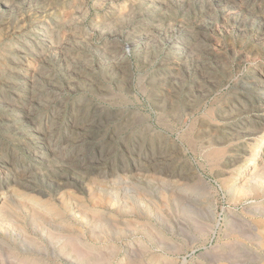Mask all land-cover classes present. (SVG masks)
<instances>
[{
    "label": "rangeland",
    "instance_id": "1",
    "mask_svg": "<svg viewBox=\"0 0 264 264\" xmlns=\"http://www.w3.org/2000/svg\"><path fill=\"white\" fill-rule=\"evenodd\" d=\"M0 47V264H264V0H0Z\"/></svg>",
    "mask_w": 264,
    "mask_h": 264
},
{
    "label": "bare ground",
    "instance_id": "2",
    "mask_svg": "<svg viewBox=\"0 0 264 264\" xmlns=\"http://www.w3.org/2000/svg\"><path fill=\"white\" fill-rule=\"evenodd\" d=\"M76 15H77V14H76ZM115 17H117V16H115ZM130 17H131V16H130ZM118 18H119V17H118ZM126 18H127V14H126ZM119 19H120V18H119ZM69 20H70V19H69ZM73 20H74V19H73ZM65 22H66V21H65ZM68 22H70V21H68ZM73 23H74V21H73ZM113 23H114V22H113ZM117 23H118V22H117ZM66 24H67V23H66ZM68 24H70V23H68ZM118 24H119V23H118ZM64 25H65V24H64ZM108 25L111 26V24H109V23H108ZM77 26H78V25H77ZM74 27H75V26H74ZM104 27H105V26H104ZM104 27H103V28H104ZM106 27H109V26H106ZM118 27H119V26H118ZM115 28H116V27H115ZM107 29H108V28H107ZM113 29H114V28H113ZM49 31H50V30H49ZM116 32H117V30H116ZM118 32H119V31H118ZM120 32H121V31H120ZM47 33H48V32H47ZM46 35H47V34H46ZM114 35H115V34H114ZM118 35L120 36V34H118ZM10 36H11V35H10ZM105 36H106V35H105ZM127 36H128V35H127ZM50 37H51V36H50ZM73 37H75V36H73ZM106 37H107V36H106ZM113 37H114V36H113ZM121 37H122V36H121ZM143 37H144V36H143ZM116 38H117V37H116ZM118 40H119V39H118ZM137 41H138V40H137ZM143 41H144V40H143ZM133 42H134V41H133ZM62 43H63V42H62ZM59 44H60V43H59ZM128 44H129V43H128ZM48 46H50V45H48ZM60 46H61V44H60ZM64 46H65V45H64ZM4 47H5V46H4ZM51 47H52V46H51ZM120 47H122V46L120 45ZM0 48H1V47H0ZM58 48H59V47H58ZM61 48H63V47H61ZM114 48H115V47H114ZM5 49H6V48H5ZM5 49H4V50H5ZM7 49H8V48H7ZM55 49H56V48H55ZM117 49H118V48H117ZM0 50H1V49H0ZM24 50H25V49H24ZM60 50H61V49H60ZM103 50H105V49H103ZM145 50H146V49H145ZM61 51H62V50H61ZM107 51H108V50H107ZM4 52H6V51H4ZM69 52H70V51H69ZM72 52H73V51H72ZM105 52H106V51H105ZM105 52H103V53L105 54ZM111 52H113V51H111ZM115 52H116V51H115ZM118 52H119V51H118ZM123 52H124V51H123ZM10 53H11V52H10ZM10 53H9V54H10ZM124 53H125V52H124ZM6 54H7V53H6ZM44 54H45V53H44ZM66 55H67V54H66ZM74 55H75V54H74ZM100 55H102V54H100ZM108 55H109V54H107V56H108ZM114 55H116V53H115ZM1 56H3V55H1ZM48 56H49V54H48ZM68 56H69V55H68ZM72 56H73V53H72ZM75 56H76V55H75ZM98 56H99V55H98ZM111 56H113V55H111ZM117 56H118V55H117ZM99 57H100V56H99ZM103 57H104V56H103ZM150 57H152V56H150ZM72 58H73V57H72ZM109 58H110V57H109ZM111 58H112V57H111ZM158 58H159V57H158ZM45 59H46V58H45ZM87 59H88V58H87ZM114 59H115V58H114ZM39 60H40V59H39ZM46 60H47V59H46ZM116 60H117V58H116ZM118 60H119V59H118ZM148 60H149V59H148ZM155 60H156V59H155ZM160 60H161V59H160ZM199 60H200V59H199ZM41 61H42V60H41ZM71 61H74V60H71ZM101 61H102V60H101ZM168 61H169V59H168ZM5 62H6V61H5ZM74 62H75V61H74ZM84 62H85V61H84ZM98 62H99V61H98ZM164 62H165V61H164ZM0 63H1V62H0ZM82 63H83V62H82ZM165 63H166V62H165ZM150 64H151V63H150ZM201 64H202V63H201ZM43 65H44V64H43ZM122 65H123V64H122ZM153 65H154V63H153ZM123 66H124V65H123ZM149 66H150V65H149ZM149 66H148V67H149ZM157 66H158V65H157ZM167 66H168V65H167ZM170 66H171V65H170ZM49 67H50V66H49ZM76 67H77V66H76ZM124 67H125V66H124ZM35 68H36V67H35ZM46 68H47V67H46ZM155 68H156V67H155ZM164 68H165V67H164ZM167 68H168V67H167ZM67 69H68V67H67ZM70 69H71V68H70ZM80 69H81V68H80ZM118 69H119V68H118ZM144 69H145V67H144ZM157 69H158V68H157ZM46 70H47V69H46ZM73 70H75V69H73ZM120 70H121V68H120ZM146 70H149V69H145V71H146ZM42 71H44V69H43ZM52 71H53V70H52ZM71 71H72V70H71ZM75 71H76V70H75ZM78 71H79V70H78ZM155 71H156V70H155ZM206 71H208V70H206ZM46 72H47V71H46ZM121 72H122V71H121ZM149 72H150V71H149ZM152 72H154V71H152ZM157 72H158V70H157ZM44 73H45V72H44ZM44 73H43V74H44ZM73 73H74V71H73ZM128 73H129V72H128ZM51 74H52V73H51ZM124 74H125V73H124ZM147 74H148V73H147ZM149 74H150V73H149ZM151 74H152V73H151ZM151 74H150V75H151ZM174 74H175V73H174ZM206 74H207V72H206ZM212 74H213V73H212ZM84 75H85V74H84ZM86 75H87V74H86ZM128 75H129V74H128ZM140 75H141V74H140ZM175 75H176V74H175ZM175 75H174V76H175ZM203 75H204V74H203ZM39 76H40V74H39ZM42 76H44V75H42ZM50 76H51V75H50ZM75 76H76V75H75ZM88 76H89V74H88ZM177 76H178V75H177ZM205 76H206V75H205ZM212 76H213V75H212ZM2 77H3V76H2ZM30 77H31V76H30ZM53 77H54V76H53ZM94 77H95V76H94ZM101 77H102V72H101ZM122 77H123V76H122ZM138 77H139V75H138ZM145 77H146V76H145ZM150 77H151V76H150ZM154 77H155V76H154ZM210 77H211V76H210ZM128 78H129V77H128ZM53 79H54V78H53ZM148 79H149V77H148ZM152 79H153V78H152ZM177 79H178V78H177ZM214 79H215V78H214ZM30 80H31V79H30ZM34 80H35V79H34ZM55 80H56V79H55ZM90 80H91V79H90ZM95 80H96V79H95ZM99 80H100V79H99ZM150 80H151V79H150ZM173 80H174V79H173ZM126 81H127V80H126ZM151 81H153V80H151ZM151 81H150V83H151ZM171 81H172V80H171ZM180 81H181V79H180ZM180 81H179V82H180ZM206 81L208 82V80H206ZM211 81H212V80H211ZM31 82H32V81H31ZM33 82H34V81H33ZM39 82H40V81H39ZM92 82H93V81H92ZM127 82H128V81H127ZM131 82H132V80H131ZM145 82H146V81H145ZM154 82H155V81H153L152 83H154ZM50 83H51V81H50ZM95 83H96V82H95ZM106 83H107V82H106ZM214 83H215V82H214ZM102 84H103V83H102ZM35 85H36V84H35ZM184 85H185V84H184ZM191 85H192V84H191ZM37 86H39V85H37ZM54 86H56V85H54ZM103 86H104V85H103ZM136 86H137V85H136ZM162 86H163V85H162ZM203 86H204V85H203ZM57 87H58V86H57ZM108 87H109V86H108ZM110 87H111V86H110ZM143 87H144V86H143ZM184 87H185V86H184ZM188 87H189V84H188ZM197 87H198V86H197ZM48 88H49V87H48ZM48 88H46V89H48ZM145 88H146V87H145ZM153 88H154V87H153ZM157 88H158V87H157ZM168 88H169V87H168ZM177 88H178V87H177ZM190 88H192V87H190ZM44 89H45V88H44ZM100 89H101V88H100ZM108 89H109V88H108ZM116 89H117V88H116ZM137 89L139 90V88H137ZM146 89H147V88H146ZM165 89H167V88H165ZM171 89H172V88H171ZM196 89H197V88H196ZM203 89H204V88H203ZM84 90H85V89H84ZM111 90H112V89H111ZM138 90H137V91H138ZM159 90H160V89H159ZM187 90H188V89H187ZM191 90H193V88H192ZM200 90H201V89H200ZM204 90H205V89H204ZM207 90H208V89H207ZM43 91H44V90H43ZM54 91H55V90H54ZM86 91H87V90H86ZM205 91H206V90H205ZM113 92H114V91H113ZM152 92H153V91H152ZM156 92H157V91H156ZM158 92H159V91H158ZM173 92H175V91H173ZM182 92H183V91H182ZM206 92H207V91H206ZM34 93H35V92H34ZM37 93H38V92H37ZM108 93H109V92H108ZM108 93H107V94H108ZM161 93H162V92H161ZM163 93H166V92H163ZM52 94H53V93H52ZM114 94H115V93H114ZM117 94H119V93H117ZM123 94H125V93H123ZM145 94H146V93H145ZM152 94H153V93H152ZM159 94H160V93H159ZM168 94H169V93H168ZM189 94H190V93H189ZM33 95H34V94H33ZM35 95H36V94H35ZM37 95H38V94H37ZM84 95L86 96V93H85ZM115 95H116V94H115ZM185 95H186V94H185ZM187 95H188V94H187ZM43 96H45V95H43ZM48 96H49V95H48ZM61 96H62V95H61ZM85 96H84V97H85ZM91 96H92V95H91ZM97 96H98V95H97ZM101 96H102V95H101ZM111 96H112V95H111ZM145 96H146V95H145ZM145 96H144V97H145ZM183 96H184V95H183ZM194 96H195V95H194ZM45 97H46V96H45ZM52 97H53V96H52ZM58 97H59V96H58ZM84 97H83V98H84ZM112 97H114V96H112ZM117 97H118V96H117ZM120 97H121V96H120ZM122 97H124V96H122ZM158 97H159V96H158ZM167 97H168V95H167ZM192 97H193V95H192ZM200 97H201V96H200ZM78 98H79V97H78ZM78 98H77V99H78ZM81 98H82V97H81ZM105 98H106V97H105ZM118 98H119V97H118ZM127 98H128V97H127ZM149 98H150V97H149ZM168 98H169V97H168ZM187 98H189V97H187ZM49 99H50V98H49ZM59 99H60V98H59ZM89 99H90V98H89ZM128 99H129V98H128ZM163 99H164V98H163ZM169 99H170V98H169ZM172 99H174V98H171V100H172ZM179 99H180V98H179ZM35 100H36V99H35ZM43 100H44V99H43ZM46 100H47V99H46ZM50 100H51V99H50ZM50 100H49V101H50ZM54 100H56V99H54ZM72 100H73V99H72ZM78 100H79V99H78ZM97 100H98V99H97ZM101 100H102V99H101ZM129 100H130V99H129ZM150 100H151V99H150ZM171 100H170V102H172ZM176 100H177V99H176ZM69 101H70V100H69ZM69 101H68V102H69ZM73 101H74V100H73ZM88 101H89V100H88ZM108 101H110V100H108ZM119 101H120V100H119ZM122 101H123V100H122ZM178 101H179V100H178ZM198 101H199V100H198ZM35 102H36V101H35ZM45 102H46V101H45ZM55 102H56V101H55ZM74 102H75V101H74ZM80 102H81V101H80ZM84 102H85V101H84ZM94 102H95V101H94ZM110 102H111V101H110ZM123 102H125V101H123ZM153 102H156V101H153ZM157 102H158V101H157ZM170 102H169V103H170ZM47 103H48V101H47ZM58 103H59V102H58ZM61 103H62V101L60 102L59 105H61ZM71 103H72V102H71ZM71 103H70V104H71ZM75 103H76V102H75ZM178 103H179V102H178ZM181 103H182V102H181ZM43 104H44V103H43ZM76 104H77V103H76ZM86 104H87V103H86ZM95 104H96V103H95ZM101 104H102V103H101ZM101 104H100V105H101ZM112 104H113V103H112ZM121 104H122V103H121ZM160 104H161V103H160ZM40 105H41V104H40ZM44 105H45V104H44ZM62 105H63V103H62ZM72 105H73V104H72ZM90 105H91V104H90ZM108 105H109V104H108ZM123 105H124V104H123ZM78 106H79V105H78ZM82 106H83V105H82ZM87 106H88V105H87ZM96 106H97V105H96ZM96 106H95V107H96ZM104 106H105V105H104ZM104 106H103V107H104ZM111 106H112V105H111ZM128 106H129V105H128ZM170 106H171V105H170ZM49 107H50V106H49ZM62 107H63V106H62ZM64 107H65V106H64ZM72 107H73V106H72ZM84 107H85V106H84ZM124 107H125V106H124ZM157 107H158V106H157ZM89 108H90V107H89ZM106 108H107V107H106ZM108 108H109V107H108ZM112 108H114V107H112ZM131 108H132V107H131ZM165 108H166V107H165ZM178 108H179V107H178ZM189 108H190V107H189ZM77 109H78V107H77ZM197 109H198V108H197ZM70 110H71V109H70ZM72 110H73V109H72ZM84 110H85V109H84ZM84 110H83V111H84ZM114 110H115V109H114ZM121 110H122V109H121ZM132 110H134V108H133ZM164 110H165V109H164ZM169 110H170V109H169ZM176 110H177V109H176ZM59 111H60V110H59ZM100 111H101V110H100ZM217 111H218V110H217ZM40 112H41V111H40ZM64 112H65V111H64ZM87 112H88V111H87ZM118 112H119V111H118ZM118 112H115V113H118ZM80 113H81V112H80ZM88 113H90V112H88ZM160 113H162V112H160ZM178 113H179V112H178ZM221 113H223V112H220L219 114H221ZM37 114H38V113H37ZM63 114H65V113H63ZM70 114H71V113H70ZM72 114H73V113H72ZM85 114H86V113H85ZM139 114H140V112H139ZM162 114H163V113H162ZM174 114H175V113H174ZM223 114H224V113H223ZM125 115H126V114H125ZM137 115H138V114H137ZM140 115H141V114H140ZM142 115H144V114H142ZM172 115H173V114H172ZM65 116H66V115H65ZM67 116H68V115H67ZM67 116H66V117H67ZM76 116H78V115H76ZM90 116H91V115H90ZM90 116H89V117H90ZM66 117H63V118L65 119ZM70 117H74V115H73V116H70ZM89 117H88V118H89ZM144 117H145V116H144ZM144 117H143V118H144ZM158 117H161V116L158 115ZM158 117H157V118H158ZM166 117H167V116H166ZM172 117H173V116H172ZM172 117H171V118H172ZM88 118H87V119H88ZM127 118H128V117H127ZM169 118H170V117H169ZM181 118H182V117H181ZM120 119H121V118H120ZM135 119H136V118H135ZM138 119H139V118H138ZM159 119H160V118H159ZM159 119H157V120H159ZM162 119H163V118H162ZM172 119H174V117H173ZM175 119H176V118H175ZM81 120H82V119H81ZM81 120H80V121H81ZM166 120H167V119H165V122H166ZM168 120H169V119H168ZM53 121H54V120H53ZM56 121H57V120H56ZM74 121H75V120H74ZM131 121H132V120H131ZM136 121H137V120H136ZM136 121H135V122H136ZM140 121H141V120H140ZM174 121H175V120H174ZM179 121H180V120H179ZM67 122H68V121H67ZM78 122H79V121H78ZM114 122H115V121H114ZM132 122H133V121H132ZM137 122H138V121H137ZM148 122H149V121H148ZM201 122H202V121H201ZM50 123H51V122H50ZM59 123H60V122H59ZM65 123H66V122H65ZM81 123H83V122H81ZM93 123H94V122H93ZM116 123H117V122H116ZM133 123H134V122H133ZM133 123H132V124H133ZM143 123H144V122H143ZM159 123H160V122H159ZM175 123H176V122H175ZM53 124H54V123H53ZM56 124H57V123H56ZM95 124H96V123H95ZM109 124H110V123H109ZM120 124H121V123H120ZM120 124H119V126H120ZM126 124H127V123H126ZM126 124H125V126H126ZM128 124H129V123H128ZM144 124H145V123H144ZM166 124H167V123H166ZM203 124H204V123H203ZM105 125H106V124H105ZM148 125H149V124H148ZM168 125H169V124H168ZM51 126H52V125H51ZM51 126H50V127H51ZM64 126H66V125H64ZM73 126H74V125H73ZM76 126L78 127V125H76ZM76 126H75V127H76ZM80 126H81V125H80ZM107 126H108V125H107ZM121 126H122V125H121ZM123 126H124V125H123ZM137 126H138V125H137ZM146 126H147V125H146ZM149 126H150V125H149ZM160 126H161V125H160ZM163 126H164V124L162 125V127H163ZM171 126H172V125H171ZM60 127H62V126H60ZM127 127H129V126H127ZM134 127H135V126H133V128H134ZM139 127H140V126H139ZM168 127H169V126H168ZM172 127H173V126H172ZM193 127H194V126H193ZM52 128H53V127H52ZM54 128H55V127H54ZM54 128H53V129H54ZM67 128H68V126H67ZM73 128H74V127H73ZM80 128H82V127H80ZM100 128H101V127H100ZM112 128H113V127H112ZM121 128H122V127H121ZM155 128H156V127H155ZM159 128H160V127H159ZM173 128H174V127H173ZM64 129H65V128H64ZM135 129H136V128H135ZM149 129H150V128H149ZM165 129H167V128H165ZM195 129H196V128H195ZM198 129H199V128H198ZM69 130H70V129H69ZM112 130H114V129H112ZM140 130H141V129H140ZM146 130H147V129H146ZM154 130H155V129H154ZM154 130H153V131H154ZM169 130L171 131L172 129L169 128ZM199 130H200V129H199ZM51 131H52V130H51ZM51 131H48V132H51ZM64 131H65V130H64ZM64 131H63V132H64ZM76 131H77V130H76ZM137 131H138V130H137ZM155 131H156V130H155ZM158 131H159V130H158ZM200 131H201V130H200ZM202 131H203V130H202ZM217 131H218V129H217ZM69 132H70V131H69ZM79 132H81V131H79ZM98 132H99V131H98ZM135 132H136V131H135ZM164 132H166V131H164ZM189 132H190V131H189ZM196 132H197V131H196ZM55 133H56V132H55ZM58 133H59V132H58ZM58 133H57V134H58ZM67 133H68V132H67ZM70 133H71V132H70ZM123 133H124V132H123ZM123 133H122V134H123ZM128 133H129V132H128ZM133 133H134V132H133ZM147 133H148V132H147ZM152 133H153V132H152ZM193 133H194V132H193ZM214 133H215V132H214ZM50 134H51V133H50ZM109 134H110V133H109ZM118 134H119V133H118ZM154 134H155V133H154ZM156 134H158V133H156ZM162 134H163V133H162ZM197 134H199V133H197ZM218 134H219V133H218ZM73 135H74V134H73ZM73 135H72V136H73ZM76 135H77V134H76ZM105 135H106V134H105ZM105 135H104V136H105ZM110 135H111V134H110ZM159 135H160V134H159ZM200 135H201V133H200ZM215 135H216V134H215ZM57 136H58V135H57ZM80 136H81V135H80ZM120 136H121V135H120ZM125 136H126V134H125ZM132 136H134V135H132ZM154 136H155V135H154ZM204 136H205V135H204ZM208 136H209V135H208ZM208 136H207V137H208ZM219 136H220V135H219ZM227 136H228V135H227ZM66 137H67V136H66ZM78 137H79V136H78ZM98 137H99V136H98ZM102 137H103V136H102ZM102 137H101V135H100V138H102ZM126 137H128V136H126ZM126 137H125V138H126ZM165 137H166V136H165ZM197 137H198V136H197ZM223 137H224V136H223ZM223 137H222V138H223ZM228 137H229V136H228ZM48 138H49V137H48ZM52 138H53V137H52ZM52 138H51V140H52ZM82 138H83V137H82ZM82 138H81V139H82ZM108 138H110V137H108ZM111 138H112V137H111ZM123 138H124V137H123ZM147 138H148V137H147ZM147 138H146V139H147ZM161 138H162V137H161ZM168 138H169V136H168ZM168 138H167V139H168ZM204 138H206V137H204ZM225 138H226V137H225ZM225 138H224V139H225ZM81 139H79V140H81ZM96 139H97V138H96ZM98 139H99V138H98ZM131 139H132V138H131ZM167 139H166V140H167ZM217 139H218V138H217ZM227 139H228V138H227ZM51 140H50V141H51ZM56 140H58V139L55 138V142H57ZM70 140H71V139H70ZM112 140H113V139H112ZM121 140H122V139H121ZM168 140H169V139H168ZM170 140H172V139H170ZM191 140H193V138H192ZM199 140H200V139H199ZM202 140H203V139H202ZM204 140H205V139H204ZM50 141H49V142H50ZM75 141H76V140H75ZM134 141H135V140H134ZM136 141H137V140H136ZM195 141H198V140H195ZM77 142H78V140H77ZM81 142H82V141H81ZM93 142H94V141H93ZM100 142H101V141H100ZM102 142H103V141H102ZM130 142H131V141H130ZM130 142H129V143H130ZM146 142H147V141H146ZM155 142H156V141H155ZM193 142H194V141H193ZM199 142H200V141H199ZM199 142H197V143H199ZM217 142H218V140H217ZM75 143H76V142H75ZM194 143H195V142H194ZM197 143H196V144H197ZM56 144H57V143H56ZM95 144H96V143H95ZM101 144H102V143H101ZM202 144H203V143H202ZM75 145H76V144H75ZM79 145H80V144H79ZM111 145H113V144H111ZM147 145H148V143H147ZM149 145H150V144H149ZM165 145H166V144H165ZM168 145H169V144H168ZM68 146H69V145H68ZM81 146H82V144H81ZM81 146H80V147H81ZM100 146H101V145H100ZM145 146H146V145H145ZM53 147H54V146H53ZM55 147H56V146H55ZM59 147H60V146H59ZM66 147H67V146H66ZM75 147H76V146H75ZM109 147H110V146H109ZM155 147H156V146H155ZM67 148H69V147H67ZM103 148H104V147H103ZM114 148H115V147H114ZM172 148H173V147H172ZM176 148H177V147H176ZM52 149H53V148H52ZM52 149H51V150H52ZM78 149H79V148H78ZM80 149H81V148H80ZM82 149H84V148H82ZM117 149H118V148H117ZM167 149H168V148H167ZM63 150H64V149H63ZM72 150H73V149H72ZM112 150H113V149H112ZM112 150H111V151H112ZM134 150H135V149H134ZM171 150H172V149H171ZM171 150H170V152H171ZM176 150H178V148H177ZM57 151H58V150H57ZM61 151H62V150H61ZM64 151H65V150H64ZM79 151H80V150H79ZM82 151H83V150H82ZM85 151H86V150H85ZM105 151H106V150H105ZM105 151H104V152H105ZM117 151H118V150H117ZM158 151H159V150H158ZM167 151H168V150H167ZM69 152H70V151H69ZM147 152H148V151H147ZM178 152H179V151H178ZM61 153H62V152H61ZM63 153H64V152H63ZM84 153H85V152H84ZM153 153H154V152H153ZM166 153H167V152H165V154H166ZM181 153H182V152H181ZM59 154H60V153H59ZM64 154H65V153H64ZM64 154H63V155H64ZM67 154H68V153H67ZM72 154H73V152H72ZM105 154H106V153H105ZM105 154H104V155H105ZM108 154H109V153H108ZM108 154H107V155H108ZM68 155H69V154H68ZM68 155H67V157H68ZM75 155H76V154H75ZM77 155H78V154H77ZM80 155H81V154H80ZM139 155H140V154H139ZM160 155H163V154H160ZM167 155H168V154H167ZM182 155H183V154H182ZM58 156H59V155H58ZM70 156H71V155H70ZM114 156H115V155H114ZM147 156H148V155H147ZM158 157H159V156H158ZM60 158H61V156H60ZM68 158H69V157H68ZM72 158H74V157H72ZM144 158H145V157H144ZM159 158H160V157H159ZM171 158H172V157H171ZM70 159H71V158H70ZM101 159H102V158H101ZM105 159H106V157H105ZM160 159H161V158H160ZM169 159H170V158H169ZM179 159H180V158H179ZM172 160H173V159H171V161H172ZM67 161H69V160H67ZM73 161H74V160H73ZM101 161H102V160H101ZM103 161H104V160H103ZM152 161H153V160H152ZM165 161H167V160H165ZM165 161H164V162H165ZM57 162H58V161H57ZM55 163H56V162H55ZM159 164H160V163H159ZM168 164H169V163H168ZM175 164H176V163H175ZM55 165H56V164H55ZM169 165H170V164H169ZM172 165H173V164H172ZM59 166H60V165H59ZM153 166H154V165H153ZM163 166H164V165H163ZM60 167H61V166H60ZM177 167H178V166H177ZM70 168H71V167H70ZM169 168H170V167H169ZM54 169H55V168H54ZM178 169H179V168H178ZM189 169H190V168H189ZM154 170H155V169H154ZM187 170H188V169H187ZM184 171H185V169H184ZM168 172H169V171H168ZM182 172H183V171H181V173H182ZM186 172H187V171H186ZM171 173H172V172H171ZM186 175H187V174H186ZM181 177H182V176H181ZM183 177H184V176H183ZM188 178H189V177H188ZM185 181H186V180H185ZM189 181H190V180H189ZM192 183H193V182H192ZM192 183H190V184H192ZM196 183H197V182H196ZM199 183H200V181H199ZM199 183H197V184L199 185ZM186 185H187V183H186ZM186 185H185V186H186ZM194 185H195V183H194ZM187 186H188V185H187ZM200 187H201V186H200ZM163 188H165V187H163ZM168 188H170V187H168ZM194 188H195V187H194ZM198 188H199V187H198ZM175 189H176V188H175ZM195 189H196V191H197V188H195ZM182 190H183V189H182ZM187 190H188V189H187ZM187 190H186V191H187ZM171 191H172V189H171ZM184 191H185V190H184ZM172 192H173V191H172ZM167 193H168V192H167ZM185 193H186V192H185ZM173 194H174V192H173ZM187 194H188V193H187ZM162 195H163V194H162ZM166 195H167V194H165V196H166ZM182 195H183V194H182ZM188 195H189V194H188ZM170 196H172V195H170ZM173 196H174V195H173ZM179 196H180V194H179ZM179 196H178V198H179ZM186 196H187V195H186ZM176 197H177V196H176ZM176 197H175V198H176ZM180 197H182V196H180ZM166 198H167V196H166ZM184 198H186V197H184ZM160 199H161V198H160ZM172 199H173V198H172ZM180 199H182V198H180ZM182 200H184V199H182ZM186 200H189V199H186ZM186 200H185V201H186ZM198 200H199V199H198ZM200 200H201V199H200ZM188 203L191 204V202H188ZM192 204H193V203H192ZM238 222H240V221H238ZM263 224H264V223H263ZM257 225H258V224H257ZM241 227H242V226H241ZM239 228H240V227H239ZM153 262H154V261H153ZM155 264H156V263H155Z\"/></svg>",
    "mask_w": 264,
    "mask_h": 264
}]
</instances>
